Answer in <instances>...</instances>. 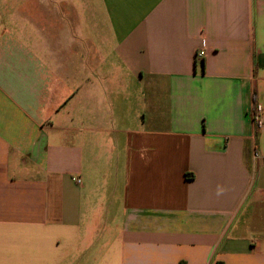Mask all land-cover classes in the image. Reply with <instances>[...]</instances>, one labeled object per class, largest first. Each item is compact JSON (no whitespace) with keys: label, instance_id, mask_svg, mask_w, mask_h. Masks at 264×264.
Wrapping results in <instances>:
<instances>
[{"label":"crops","instance_id":"1","mask_svg":"<svg viewBox=\"0 0 264 264\" xmlns=\"http://www.w3.org/2000/svg\"><path fill=\"white\" fill-rule=\"evenodd\" d=\"M263 104L264 0H0V264H264Z\"/></svg>","mask_w":264,"mask_h":264},{"label":"built area","instance_id":"2","mask_svg":"<svg viewBox=\"0 0 264 264\" xmlns=\"http://www.w3.org/2000/svg\"><path fill=\"white\" fill-rule=\"evenodd\" d=\"M205 56V50H200L196 54V59L201 60ZM253 121L255 126L261 130L264 131V104L257 106L256 113L254 114ZM254 158L256 160H262V165L264 167V154H261L260 152H255ZM77 183H80L81 181L79 179H74Z\"/></svg>","mask_w":264,"mask_h":264}]
</instances>
